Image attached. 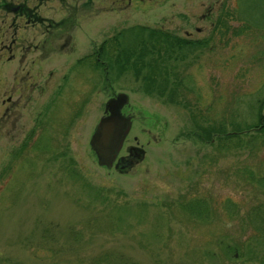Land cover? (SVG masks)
<instances>
[{
  "label": "rangeland",
  "instance_id": "obj_1",
  "mask_svg": "<svg viewBox=\"0 0 264 264\" xmlns=\"http://www.w3.org/2000/svg\"><path fill=\"white\" fill-rule=\"evenodd\" d=\"M42 4L60 22L58 49L25 63L0 53V264H264V0ZM13 20L0 9V42ZM158 41L176 50L162 75L136 59ZM133 52L139 74L120 70ZM29 68L54 77L4 119V93ZM119 93L131 120L120 154H142L107 167L90 140Z\"/></svg>",
  "mask_w": 264,
  "mask_h": 264
},
{
  "label": "flooded vegetation",
  "instance_id": "obj_2",
  "mask_svg": "<svg viewBox=\"0 0 264 264\" xmlns=\"http://www.w3.org/2000/svg\"><path fill=\"white\" fill-rule=\"evenodd\" d=\"M37 1V3L31 4L27 0H24L21 3L15 4L12 3V0H0V9H2V11L12 13L14 20L15 18L23 20V24L20 25L13 20L11 25L4 32L6 35L4 40L0 42V53L1 51L5 52L7 61L18 59L21 63H25L28 58V54L32 53V51L40 50V57H42L43 50L50 49L53 51L58 49L57 33L60 22L54 20L52 17L44 15L41 11L43 0ZM38 27L42 28L41 31L37 30ZM38 33H49L50 41H47L46 37H44L43 41H37ZM42 74L43 73L39 72L38 69L35 73H31L29 68L22 75H13L12 80L14 83L8 85V89L6 90L7 93H4L5 97L1 100V109H3L1 116L4 119L7 118L8 120L13 110L21 108L24 109V107H26V105L32 100V93L34 91L42 95L45 90L42 81L52 80L54 77L53 71L51 70L45 73V78L43 79ZM46 82L47 81H45V83ZM55 91H51L52 95L50 97V101H48L45 105H41L39 109H47L49 104L54 102L53 93ZM124 114L126 115L128 113ZM126 137L123 141V145ZM123 145L113 163V166L115 167L129 164L132 162V157L134 159V157H138V155L142 154V150L140 148L130 145L126 148L127 154L121 155L120 152Z\"/></svg>",
  "mask_w": 264,
  "mask_h": 264
},
{
  "label": "trees",
  "instance_id": "obj_3",
  "mask_svg": "<svg viewBox=\"0 0 264 264\" xmlns=\"http://www.w3.org/2000/svg\"><path fill=\"white\" fill-rule=\"evenodd\" d=\"M239 3H240L239 6L241 7V0H239ZM229 16H230L229 14H226V15L222 16L223 18L221 17L216 22V29L221 36H225L226 32L231 29V27L229 26V23H228L229 19H230ZM234 19H240L241 20L242 18L241 17L237 18V16L234 15ZM242 20H244V19H242ZM244 21L247 22L246 20H244ZM234 34H238V32L235 28H234ZM174 42H176V40ZM187 42H189V41H187ZM105 44L110 45V47L108 49V55L116 54V57L118 59L121 58V53L119 52V54H117V50L119 49L117 37H112V38L105 40ZM146 44H149V43L143 44L140 51H138L136 54L137 55L136 59L138 58V60H140L139 63H140L141 69L146 68L152 73H156V70H158V71L163 70L162 73L157 72V74L162 75L167 70V64L166 63H167L168 59H170L172 57L176 58L175 55L173 56V53L176 52V50L173 49V48H175L174 43L172 42L169 45H165L164 42L162 44V42L158 41L156 43H150L149 46ZM102 48H105V46H103ZM134 54H135V52L126 54V57L124 58V60L122 61L121 65H120V70L123 71V70L129 69V67H130V68H135L136 74L140 73V70L138 69L137 64L130 62V58ZM147 55L150 56L149 59L146 58ZM89 56H91V55H89ZM98 62H99V59L95 60L96 64ZM152 76H153V74L149 75V78L147 77V79L150 80L151 83L152 82L154 83L156 81ZM166 81H167V79H166ZM258 125L259 124H256V125H254V127H256V126L258 127ZM258 130H260V128L257 129V131ZM216 132H218L220 134L221 132H224V131L220 129V130H217ZM225 138L226 139H229V138L234 139L236 141V144H238V142L240 141L239 137H238V131H235V130H232V132L227 134L225 136ZM249 139L250 140L247 141L248 145H250V143L256 141V136L253 134V136H251ZM219 141H221V140H219ZM259 207L260 206L257 207V211L261 210V207L260 208ZM261 226L262 227H260L259 231H264V225H261ZM228 250H229V246H227L226 251H228Z\"/></svg>",
  "mask_w": 264,
  "mask_h": 264
},
{
  "label": "water",
  "instance_id": "obj_4",
  "mask_svg": "<svg viewBox=\"0 0 264 264\" xmlns=\"http://www.w3.org/2000/svg\"><path fill=\"white\" fill-rule=\"evenodd\" d=\"M128 102V96L116 94L106 102L105 115L96 125L90 145L100 164L111 167L130 131L129 115L122 113L123 106Z\"/></svg>",
  "mask_w": 264,
  "mask_h": 264
}]
</instances>
